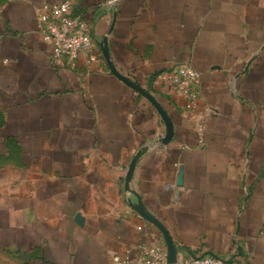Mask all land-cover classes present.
Segmentation results:
<instances>
[{
	"label": "crops",
	"instance_id": "crops-1",
	"mask_svg": "<svg viewBox=\"0 0 264 264\" xmlns=\"http://www.w3.org/2000/svg\"><path fill=\"white\" fill-rule=\"evenodd\" d=\"M59 1L0 0V264L135 254L164 240L140 200L181 254L264 264V0H73L118 74L54 57L36 18ZM182 60L201 74L195 111L150 80Z\"/></svg>",
	"mask_w": 264,
	"mask_h": 264
},
{
	"label": "built area",
	"instance_id": "built-area-1",
	"mask_svg": "<svg viewBox=\"0 0 264 264\" xmlns=\"http://www.w3.org/2000/svg\"><path fill=\"white\" fill-rule=\"evenodd\" d=\"M109 2L117 9L121 0ZM36 28L43 40L53 47L54 57L76 60L84 56L89 63L101 57L107 61L111 70L112 65L115 66L107 41L96 42L91 23L81 12L75 10L73 0L46 2L37 13ZM150 80L154 84L171 82L187 108L193 111L199 109L203 96L201 74L189 60H182L172 68L156 72ZM196 125L201 133L203 123L198 122ZM135 248V254H132V248L113 254L112 264H171L165 240L154 238L148 242H140ZM237 254L235 251V256ZM229 260L223 255L211 253L201 256L181 254L179 249L177 260L173 264H226Z\"/></svg>",
	"mask_w": 264,
	"mask_h": 264
},
{
	"label": "water",
	"instance_id": "water-1",
	"mask_svg": "<svg viewBox=\"0 0 264 264\" xmlns=\"http://www.w3.org/2000/svg\"><path fill=\"white\" fill-rule=\"evenodd\" d=\"M112 70L116 74L119 73L118 70L113 65H112ZM125 80L130 86H132L134 89L140 91L141 93H144L146 96L151 98V100L154 101L157 104L156 99L154 98V96L150 92L146 91L144 88H141L136 82L130 80L129 78L125 77ZM165 118H166V120L168 121V123L170 124V127H171V130H170L169 135L167 137V139H169L173 135V129H172L173 127L171 125L169 117L167 115H165ZM141 153H142V151H140L139 154L134 158V160L131 162V164H130V166L128 168L127 176H126V185H127L128 188H130V181L132 179V174H133V169H134V166H135V162L140 157ZM182 183H183V172L181 171L180 175L178 177V184L181 185ZM135 208L143 216L149 218L152 222H154L157 225V227L161 230V232H162V234L164 236V240H165L166 245H167V249H168V260H169V262L171 264L175 263L176 260H177V252H178V250L180 248L175 244L174 239H173L172 235L170 234L169 230L167 229V227L164 225L163 222H161L159 219L155 218L153 215H151L146 210V208L144 207V204H143V202L141 200L135 206Z\"/></svg>",
	"mask_w": 264,
	"mask_h": 264
}]
</instances>
